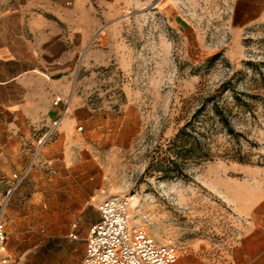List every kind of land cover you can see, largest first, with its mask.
<instances>
[{"label": "rangeland", "instance_id": "1", "mask_svg": "<svg viewBox=\"0 0 264 264\" xmlns=\"http://www.w3.org/2000/svg\"><path fill=\"white\" fill-rule=\"evenodd\" d=\"M257 1H134L104 29L79 76L94 119L83 126V152L62 168L67 179L56 183L59 173L41 161L16 179L0 177V223L12 254L39 243L86 248L69 234L77 225L87 237L99 216L95 195L129 199L132 222L176 245L181 258L231 250L240 225L229 195L264 183V18ZM190 122L215 160L188 164L185 179L148 172Z\"/></svg>", "mask_w": 264, "mask_h": 264}, {"label": "crops", "instance_id": "2", "mask_svg": "<svg viewBox=\"0 0 264 264\" xmlns=\"http://www.w3.org/2000/svg\"><path fill=\"white\" fill-rule=\"evenodd\" d=\"M134 1L145 0H0V177L16 179L41 161L59 173L56 183L67 179L62 168L77 160V150L83 152L80 128L94 119L79 76L96 53L98 37L121 20ZM257 4L264 18V0ZM57 120L59 126L36 158L37 141ZM248 185L250 193L229 195L240 225L231 250L211 259L181 258L180 253L173 264H264V183ZM102 199L91 197L99 215L93 224L100 220ZM77 228L69 238L86 244L90 229L82 238ZM29 246L35 248L12 254L7 241L1 256L10 258L9 264L48 259L82 264L87 248L72 241ZM43 248L49 255L39 253Z\"/></svg>", "mask_w": 264, "mask_h": 264}, {"label": "built area", "instance_id": "3", "mask_svg": "<svg viewBox=\"0 0 264 264\" xmlns=\"http://www.w3.org/2000/svg\"><path fill=\"white\" fill-rule=\"evenodd\" d=\"M59 124L60 120L55 121L52 129L37 141L36 158ZM98 210L100 220L90 228L82 264H173L178 259L180 250L176 245L158 242L145 228L132 222L129 199L105 197ZM7 241L8 235L0 223V264L10 263V258L1 256Z\"/></svg>", "mask_w": 264, "mask_h": 264}, {"label": "trees", "instance_id": "4", "mask_svg": "<svg viewBox=\"0 0 264 264\" xmlns=\"http://www.w3.org/2000/svg\"><path fill=\"white\" fill-rule=\"evenodd\" d=\"M219 121L224 124L228 120L223 112H218ZM228 125V124H227ZM232 131V130H231ZM204 134L197 130L192 122L185 125L167 145L165 157L157 164L151 163L147 171L155 170L164 174L165 178L185 179V168L188 164L201 165L215 160L210 149L204 148Z\"/></svg>", "mask_w": 264, "mask_h": 264}]
</instances>
